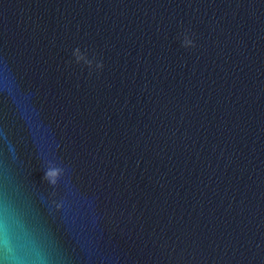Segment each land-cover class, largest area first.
Wrapping results in <instances>:
<instances>
[{"label": "water", "instance_id": "1", "mask_svg": "<svg viewBox=\"0 0 264 264\" xmlns=\"http://www.w3.org/2000/svg\"><path fill=\"white\" fill-rule=\"evenodd\" d=\"M9 176L65 264H264V0H0Z\"/></svg>", "mask_w": 264, "mask_h": 264}, {"label": "clouds", "instance_id": "2", "mask_svg": "<svg viewBox=\"0 0 264 264\" xmlns=\"http://www.w3.org/2000/svg\"><path fill=\"white\" fill-rule=\"evenodd\" d=\"M182 47H195L193 41L185 35L182 40ZM77 63L83 61L85 66L91 68L93 61L87 59L80 49H74L73 52ZM96 69H102L101 62L95 63ZM10 91V90H9ZM11 94V93H10ZM66 175L64 167L57 166L48 161L44 170L43 182H46L51 188H55ZM13 178L7 177L4 191L2 194V210L4 214V231L0 239V246L3 247L6 256L13 259L23 253V256L31 261V264H65L67 257L60 249L58 243L53 239L51 233L26 218L25 212L17 204V196L25 188V182H16L14 187ZM66 194H75L73 187L65 183ZM56 193L53 191L47 197V205L50 210L59 211L64 207V198L56 199ZM10 228L14 232L10 234ZM13 237L21 241L19 249L13 244Z\"/></svg>", "mask_w": 264, "mask_h": 264}]
</instances>
